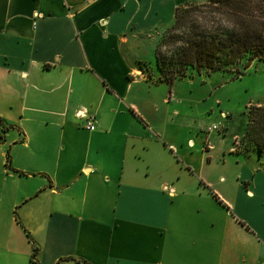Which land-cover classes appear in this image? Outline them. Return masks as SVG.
<instances>
[{
    "label": "crops",
    "instance_id": "crops-1",
    "mask_svg": "<svg viewBox=\"0 0 264 264\" xmlns=\"http://www.w3.org/2000/svg\"><path fill=\"white\" fill-rule=\"evenodd\" d=\"M199 1L0 0V264H264V158L196 121L180 140L158 80Z\"/></svg>",
    "mask_w": 264,
    "mask_h": 264
},
{
    "label": "trees",
    "instance_id": "trees-1",
    "mask_svg": "<svg viewBox=\"0 0 264 264\" xmlns=\"http://www.w3.org/2000/svg\"><path fill=\"white\" fill-rule=\"evenodd\" d=\"M154 57L158 80L169 85L212 71L240 76L255 60L264 61V0H202L177 7ZM258 108L254 107V114ZM262 117L261 123L256 122L258 136L246 135L264 158V113Z\"/></svg>",
    "mask_w": 264,
    "mask_h": 264
},
{
    "label": "rangeland",
    "instance_id": "rangeland-1",
    "mask_svg": "<svg viewBox=\"0 0 264 264\" xmlns=\"http://www.w3.org/2000/svg\"><path fill=\"white\" fill-rule=\"evenodd\" d=\"M198 3H202V0L192 4L198 5ZM196 15H199V12H196ZM213 15L218 18V14ZM168 27L161 31L159 41ZM143 70L146 74L152 75L153 67L146 64ZM173 85L183 99L179 105L180 140L188 139L189 134L186 135V133L189 128L193 130L192 137L197 140L199 135L193 127V121H196L203 124L206 129L214 123L219 124V130H214L213 135L220 138L222 134H227L222 138H226L228 142L231 139V146L235 150L253 146L252 140L248 139L246 134L249 132L252 139L256 138L259 134L256 131L258 130L256 122L261 123L263 120L264 111L261 110L264 108L263 60L252 62L240 76L212 71L179 78L173 82ZM254 107H260L255 112L256 115ZM250 109H252L251 112ZM262 135L264 136V133ZM216 140L212 141L216 142ZM260 162L264 166V160ZM227 168L222 161L211 163L209 166V169L216 171Z\"/></svg>",
    "mask_w": 264,
    "mask_h": 264
},
{
    "label": "built area",
    "instance_id": "built-area-1",
    "mask_svg": "<svg viewBox=\"0 0 264 264\" xmlns=\"http://www.w3.org/2000/svg\"><path fill=\"white\" fill-rule=\"evenodd\" d=\"M79 116L80 117H82V118H85L86 119V122H85V127L88 129V130H94L95 129V123H96V118H95V116L94 115H92V114H87V113H85V112H80L79 111ZM221 115H223V114H221ZM219 124H216V123H214V124H212L211 126H209L208 127V132L209 131H214V130H219Z\"/></svg>",
    "mask_w": 264,
    "mask_h": 264
}]
</instances>
